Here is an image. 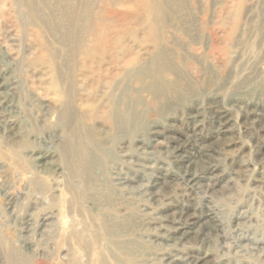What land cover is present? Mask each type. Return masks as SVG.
Here are the masks:
<instances>
[{
  "label": "rangeland",
  "instance_id": "obj_1",
  "mask_svg": "<svg viewBox=\"0 0 264 264\" xmlns=\"http://www.w3.org/2000/svg\"><path fill=\"white\" fill-rule=\"evenodd\" d=\"M0 81V264H264V0H0Z\"/></svg>",
  "mask_w": 264,
  "mask_h": 264
},
{
  "label": "bare ground",
  "instance_id": "obj_2",
  "mask_svg": "<svg viewBox=\"0 0 264 264\" xmlns=\"http://www.w3.org/2000/svg\"><path fill=\"white\" fill-rule=\"evenodd\" d=\"M263 59V58H262ZM1 82V81H0ZM2 86V85H1ZM151 91H152V93L154 94V96L156 97V98H161V99H163L164 97H166L167 95H168V93L170 92V89H169V87H167L166 85L164 86V84H161L159 81H157L156 83H152V86H151ZM175 92V94H172V96L171 97H169V99H173V100H177V99H179V95L176 93V91H174ZM216 114V113H215ZM220 115V114H219ZM221 117V116H220ZM193 118V117H192ZM218 118V117H217ZM127 121V122H126ZM126 121H124V123H125V126L126 127H128V124L130 123V122H133V123H135L136 124V126H137V128H140L141 127V123H140V121H139V119L138 118H136V117H134V116H132V119H128V120H126ZM223 121V120H222ZM2 122V121H1ZM220 124V123H219ZM218 124V125H219ZM9 125H11V124H9ZM9 128V127H8ZM13 128V127H12ZM15 128V127H14ZM136 127H134V129H135ZM13 132V131H12ZM11 133V132H10ZM13 134V133H12ZM154 136V135H153ZM173 140V139H172ZM184 140V139H183ZM186 140V139H185ZM188 141V140H187ZM175 143V142H174ZM182 143V142H181ZM193 143V142H192ZM176 144V143H175ZM194 144V143H193ZM174 145V144H173ZM199 145V144H198ZM177 146V145H176ZM193 146H195V145H193ZM191 147V146H190ZM198 147H200V146H198ZM177 148V147H176ZM185 148V147H184ZM188 148V147H187ZM169 149V148H168ZM183 149V148H182ZM262 149V148H261ZM170 150V149H169ZM187 150V149H186ZM202 150V149H201ZM189 151V150H188ZM200 151V150H199ZM261 151V150H260ZM211 152H213L212 151V149H211ZM176 155V154H175ZM211 155V154H210ZM180 156V155H179ZM184 156V155H183ZM187 156V155H186ZM199 156V155H198ZM212 156V155H211ZM181 157V156H180ZM185 157V156H184ZM183 157V158H184ZM213 157V156H212ZM260 157H261V155H260ZM263 157V156H262ZM178 158V157H177ZM182 158V157H181ZM190 158V157H189ZM216 158V157H215ZM40 160V159H39ZM44 160V159H43ZM210 160H213V159H210ZM264 160V159H263ZM214 161H215V159H214ZM262 161V160H261ZM176 162V161H175ZM177 163V162H176ZM175 163V164H176ZM185 163V162H184ZM188 164V163H187ZM196 164V163H195ZM205 164V163H204ZM185 165V164H184ZM206 165V164H205ZM178 166V165H177ZM187 167H189V166H187ZM187 167H186V170H187ZM149 168V167H148ZM181 168V167H180ZM202 168V167H201ZM205 168V167H204ZM198 169V168H197ZM137 170V169H136ZM140 170H142V168L140 169ZM185 169H184V171H186ZM191 170H192V168H191ZM200 170V169H199ZM132 171V170H131ZM142 171H144V170H142ZM181 171V170H180ZM205 171V170H204ZM203 171V172H204ZM130 172V171H129ZM139 173V172H138ZM141 173V172H140ZM197 173V172H196ZM142 174V173H141ZM145 174V173H144ZM166 174V173H165ZM184 174V173H183ZM193 174V173H192ZM203 174V173H202ZM127 175H130L129 173L127 174ZM133 175V174H132ZM157 175V174H156ZM187 175V174H186ZM185 175V176H186ZM123 176V175H122ZM136 176H137V173H136ZM203 176V175H202ZM149 177V176H148ZM150 177H151V175H150ZM149 177V178H150ZM155 177V176H154ZM162 177V176H161ZM174 177V176H173ZM203 177H206V176H203ZM126 178V177H125ZM133 178V177H132ZM152 178V177H151ZM191 178V177H190ZM196 178H198V177H196ZM117 179V178H116ZM155 179V178H154ZM171 179V178H170ZM207 179V178H206ZM132 180V179H131ZM136 180V179H135ZM138 180V179H137ZM173 180V179H172ZM132 181H134V180H132ZM153 181V180H152ZM160 181V180H159ZM170 181V180H169ZM195 181V180H194ZM199 181V180H198ZM121 182L123 183V181L121 180ZM165 182V181H164ZM177 182H179V181H177ZM200 182V181H199ZM215 182V181H214ZM120 183V182H119ZM171 183V182H170ZM176 183V182H175ZM198 183V182H197ZM149 184H151V183H149ZM161 184V183H160ZM209 184V183H208ZM162 185H163V183H162ZM200 185V184H199ZM213 185V184H212ZM150 186V185H149ZM161 186V185H160ZM173 186V185H172ZM186 186V185H185ZM163 187V186H162ZM182 187V186H181ZM195 187V186H194ZM193 187V188H194ZM199 187V186H198ZM202 187V186H201ZM158 188V187H157ZM180 187H178V189H179ZM186 188V187H185ZM207 188H208V186H207ZM150 189V188H149ZM176 189V188H175ZM189 189H190V187H189ZM148 190V189H147ZM185 190V189H184ZM194 190V189H193ZM164 191V190H163ZM162 191V192H163ZM170 191H172V190H170ZM176 191H178V190H176ZM175 191V192H176ZM186 191V190H185ZM207 191H208V189H207ZM151 192V191H150ZM155 192V191H154ZM166 192H168V191H166ZM173 192V191H172ZM156 193V192H155ZM165 193V192H164ZM138 194V193H137ZM160 194H161V192H160ZM167 194V193H166ZM183 194V193H182ZM164 195V194H163ZM168 195V194H167ZM179 195V194H178ZM141 196V195H140ZM139 196V197H140ZM171 197V196H170ZM169 197V198H170ZM147 199V198H146ZM154 199V198H153ZM141 200V199H140ZM144 200V199H143ZM167 200V199H166ZM147 201V200H146ZM159 201V200H158ZM164 201V200H163ZM171 202V201H170ZM154 203V202H153ZM158 202H156V204H157ZM167 203V202H166ZM165 203V204H166ZM177 203V202H176ZM207 203V202H206ZM155 204V203H154ZM164 204V205H165ZM204 204V203H203ZM170 205V204H169ZM157 206V205H156ZM181 206V205H180ZM189 206V205H188ZM179 207V206H178ZM209 207V206H208ZM192 208V207H191ZM205 209V208H204ZM154 210V209H153ZM157 210V209H156ZM174 210V209H173ZM193 210V209H192ZM208 210H210V208L208 209ZM150 211V210H149ZM161 211V210H160ZM165 211V210H164ZM194 212H195V210H193ZM192 211V212H193ZM210 211H212V210H210ZM156 212V211H155ZM170 212V211H169ZM168 212V215H170V213ZM175 212V211H174ZM189 212V211H188ZM201 212V211H200ZM214 212V211H213ZM212 212V213H213ZM159 213V212H158ZM167 213V212H166ZM166 213H165V215H166ZM182 213V212H181ZM191 213V212H190ZM215 213V212H214ZM153 214V213H152ZM160 214V213H159ZM177 214H178V212H177ZM182 214H184V213H182ZM192 214V213H191ZM209 214V213H208ZM150 215V214H149ZM160 216V215H159ZM167 216V215H166ZM187 216H189V214L187 215ZM194 216V215H193ZM144 217V216H143ZM149 217V216H148ZM151 217V216H150ZM174 217H176V216H174ZM181 217V216H180ZM179 217V218H180ZM213 217H216V216H213ZM166 218V217H165ZM183 218V217H182ZM181 218V219H182ZM186 218V217H185ZM189 218V217H188ZM155 219V218H154ZM205 219V218H204ZM204 219H202V220H204ZM156 220V219H155ZM185 220V219H184ZM192 220V219H191ZM190 220V221H191ZM199 220V219H198ZM195 221V220H194ZM158 222V221H157ZM164 222V221H163ZM178 222V221H177ZM192 222V221H191ZM196 222V221H195ZM202 222V221H201ZM200 222V223H201ZM171 223V222H170ZM210 223V222H209ZM169 224V223H168ZM172 224V223H171ZM191 225H192V223H190ZM147 225V224H146ZM151 225V224H150ZM153 225H155V223H153ZM195 225H196V223H195ZM168 226V225H167ZM170 226V225H169ZM202 226V225H201ZM172 227V226H171ZM174 227V226H173ZM198 227V226H197ZM203 227V226H202ZM213 227V226H212ZM218 227V226H217ZM149 228V227H148ZM184 228H185V226H183V224H179V226L178 227H174V229H173V231L172 232H175L177 235H179V236H181V237H183V239H185V237H184V235L185 234H187L188 232H186L185 230H184ZM186 228H188L189 229V227H186ZM214 228V227H213ZM150 229V228H149ZM190 230V229H189ZM207 230H209V229H206V231ZM160 231V230H159ZM201 231V230H200ZM213 232V231H212ZM155 233V232H154ZM157 233V232H156ZM160 233V232H159ZM167 233V232H166ZM170 233V232H169ZM203 233V232H202ZM206 233V232H205ZM204 233V234H205ZM211 233V232H210ZM196 234V233H195ZM207 234V233H206ZM163 235H165V234H163ZM170 235V234H169ZM192 236V235H191ZM194 236V235H193ZM201 236V235H200ZM208 236H212V234L211 235H209L208 234ZM153 237V236H152ZM151 237V238H152ZM187 237V236H186ZM202 237V236H201ZM154 238V237H153ZM159 238V237H158ZM165 237H163V239H164ZM179 238V237H178ZM193 238V237H192ZM196 238V237H195ZM203 238V237H202ZM189 239V238H188ZM161 240V239H160ZM187 240V239H186ZM199 240H200V238H199ZM161 241H164V240H161ZM168 241V240H167ZM180 241V240H179ZM188 241V240H187ZM191 241V240H190ZM198 241V240H197ZM204 241V240H203ZM208 241V240H207ZM177 242V241H176ZM195 243H197V242H195ZM199 243H200V241H199ZM167 244V243H166ZM181 244V243H180ZM174 245V244H173ZM203 248V247H202ZM190 249V248H189ZM187 250V249H186ZM197 250V249H196ZM206 250V249H205ZM173 251V250H172ZM207 251V250H206ZM205 251V252H206ZM174 252V251H173ZM189 252V251H188ZM177 253V252H176ZM175 253V254H176ZM181 254V253H180ZM184 254V253H183ZM190 254V252L188 253V255ZM203 254V253H202ZM165 255H166V253H165ZM179 255V254H178ZM177 255V256H178ZM186 255V254H185ZM168 256V255H167ZM198 256H199V254H198ZM181 257V256H180ZM183 258H185V257H183ZM193 258H194V256H193ZM163 259V258H162ZM170 259V258H169ZM171 260V259H170ZM165 261V260H164ZM203 259L202 258H197V259H194V260H191V262L193 263V264H203ZM181 262H182V260H181ZM190 262V264H192ZM170 264V263H169ZM177 264V263H176Z\"/></svg>",
  "mask_w": 264,
  "mask_h": 264
}]
</instances>
